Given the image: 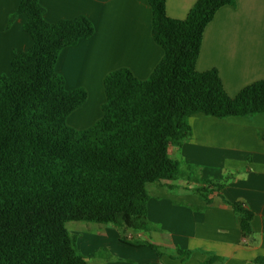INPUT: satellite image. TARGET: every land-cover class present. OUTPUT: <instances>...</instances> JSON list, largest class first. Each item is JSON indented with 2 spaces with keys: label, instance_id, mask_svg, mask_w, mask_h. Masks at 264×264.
<instances>
[{
  "label": "trees",
  "instance_id": "1",
  "mask_svg": "<svg viewBox=\"0 0 264 264\" xmlns=\"http://www.w3.org/2000/svg\"><path fill=\"white\" fill-rule=\"evenodd\" d=\"M148 1L163 59L144 81L127 68L109 73L102 116L82 131L67 118L85 104L87 92L67 91L55 68L61 52L91 38L94 26L83 16L49 24L39 0H19L8 18L7 29L24 17L31 46L15 52L10 72L0 75V264H90L76 250L70 222L149 231L148 186L174 182L195 168L181 171L169 156L190 135L189 119L264 113V80L230 98L216 70L195 69L206 27L234 0H198L182 20L167 16L166 0ZM231 207L248 238L253 212L239 202ZM119 242L183 261L190 255Z\"/></svg>",
  "mask_w": 264,
  "mask_h": 264
},
{
  "label": "crops",
  "instance_id": "2",
  "mask_svg": "<svg viewBox=\"0 0 264 264\" xmlns=\"http://www.w3.org/2000/svg\"><path fill=\"white\" fill-rule=\"evenodd\" d=\"M197 1L166 0L167 16L185 19ZM39 2L49 24L83 16L95 28L91 38L65 48L55 68L67 91L83 88L87 92L85 104L67 118V124L77 131L101 118L105 76L127 68L144 81L164 57L152 35L148 0ZM18 5L19 0H0V75L10 72L15 52L31 46L23 30L24 17L7 29L8 18ZM195 69L216 70L230 98L264 80V0H234L219 9L203 33ZM189 126L190 135L169 154L178 162L196 166L199 180L184 174L181 182L148 186L147 219L160 230L143 232L149 240L141 241L165 251L181 249L190 257L183 262L148 247L118 243L108 248L96 242L84 248L90 264H264V113L226 119L196 114ZM235 202L254 214L248 238L242 236L240 218L231 207Z\"/></svg>",
  "mask_w": 264,
  "mask_h": 264
},
{
  "label": "rangeland",
  "instance_id": "3",
  "mask_svg": "<svg viewBox=\"0 0 264 264\" xmlns=\"http://www.w3.org/2000/svg\"><path fill=\"white\" fill-rule=\"evenodd\" d=\"M103 81H104V79H103ZM101 92H102V94L104 92L102 90V84H101ZM102 98H103V95H102ZM69 127L74 128L71 125ZM179 147L180 146H174L171 148H175L178 150ZM171 148H170V150H171ZM169 156L171 157L170 154H169ZM179 163H180L181 171L186 170V168H185L186 165L184 163H181V162H179ZM187 165H189V164H187ZM192 167L196 168V166H192ZM195 168H194V170L192 169L193 172H190L191 173L190 175H189V172H187V173L185 172L184 174L189 175L192 180L196 181V178L199 175L197 174L198 168L197 169H195ZM185 178H186V176H185ZM178 180H179L178 182H181L183 180L182 173H180ZM66 229H67L71 239H73L75 242L76 250L79 251V253H83V254L85 253L84 248H87L88 245L96 244V242H99L102 246L105 245L108 248H111V246L120 243L117 238H124L125 240L134 239L135 241H139V242L149 240L148 235H146L143 232H136V231H131V230H127V229H123V230L117 229L113 225H96V224H88V223H84V222H70V223L66 224ZM101 229H102V232L100 231ZM159 230H160V227L158 225H155V224H152L151 222H149V231H146V233H149L151 231L158 232ZM99 232H101V233H99ZM145 235L147 236V238L145 237ZM150 239H152L151 236H150ZM104 250H105V247L103 249H101V252H104ZM83 256H85V254ZM189 257H190V255H189ZM175 258H178V257H175ZM179 259L181 261H183L181 258H179ZM185 261L186 260H184L183 262H185Z\"/></svg>",
  "mask_w": 264,
  "mask_h": 264
},
{
  "label": "built area",
  "instance_id": "4",
  "mask_svg": "<svg viewBox=\"0 0 264 264\" xmlns=\"http://www.w3.org/2000/svg\"><path fill=\"white\" fill-rule=\"evenodd\" d=\"M244 243L247 245L250 244V242L248 240H245Z\"/></svg>",
  "mask_w": 264,
  "mask_h": 264
}]
</instances>
